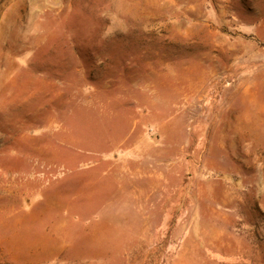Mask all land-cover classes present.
Wrapping results in <instances>:
<instances>
[{
    "label": "rangeland",
    "instance_id": "1",
    "mask_svg": "<svg viewBox=\"0 0 264 264\" xmlns=\"http://www.w3.org/2000/svg\"><path fill=\"white\" fill-rule=\"evenodd\" d=\"M0 264H264V0H0Z\"/></svg>",
    "mask_w": 264,
    "mask_h": 264
}]
</instances>
